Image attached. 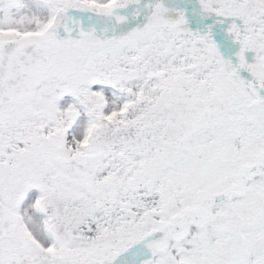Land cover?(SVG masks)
<instances>
[{
  "label": "snow or ice",
  "instance_id": "1",
  "mask_svg": "<svg viewBox=\"0 0 264 264\" xmlns=\"http://www.w3.org/2000/svg\"><path fill=\"white\" fill-rule=\"evenodd\" d=\"M0 264H264V0H0Z\"/></svg>",
  "mask_w": 264,
  "mask_h": 264
}]
</instances>
